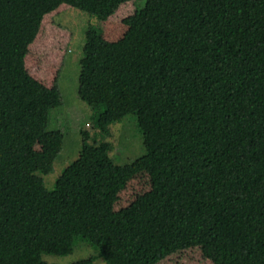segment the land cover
Segmentation results:
<instances>
[{
	"label": "trees",
	"instance_id": "1",
	"mask_svg": "<svg viewBox=\"0 0 264 264\" xmlns=\"http://www.w3.org/2000/svg\"><path fill=\"white\" fill-rule=\"evenodd\" d=\"M133 1L0 0V264H54L78 237L105 264H264V0ZM66 6L100 20L77 84L100 139L81 130L49 188ZM130 113L145 153L117 164L104 138Z\"/></svg>",
	"mask_w": 264,
	"mask_h": 264
},
{
	"label": "rangeland",
	"instance_id": "2",
	"mask_svg": "<svg viewBox=\"0 0 264 264\" xmlns=\"http://www.w3.org/2000/svg\"><path fill=\"white\" fill-rule=\"evenodd\" d=\"M134 1L136 8H141L145 2V0ZM53 22L66 27L71 35L62 42L65 52L64 64L57 75L68 130L65 133L63 148L55 159L54 170L49 174H42L44 183L49 188L53 187L58 173L80 153L81 130L90 128V135L100 139L97 129L91 124L92 109L80 99L77 93L79 63L83 57L85 32L90 26L100 27V20L87 11L66 6L65 10L53 17ZM58 112L57 108L50 111V127L55 126ZM131 114L121 121L111 123L108 127V134L104 138L111 142L112 148L109 154L117 164L130 162L145 153L141 129L135 115ZM42 257L54 264H70L74 260L86 257H92L94 264L106 263L97 247L82 237L75 239L72 254L59 256L53 253H43Z\"/></svg>",
	"mask_w": 264,
	"mask_h": 264
}]
</instances>
